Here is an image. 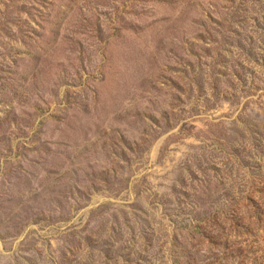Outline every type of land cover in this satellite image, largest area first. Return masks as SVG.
<instances>
[{
	"label": "rangeland",
	"instance_id": "374dc122",
	"mask_svg": "<svg viewBox=\"0 0 264 264\" xmlns=\"http://www.w3.org/2000/svg\"><path fill=\"white\" fill-rule=\"evenodd\" d=\"M0 264H264V0H0Z\"/></svg>",
	"mask_w": 264,
	"mask_h": 264
}]
</instances>
